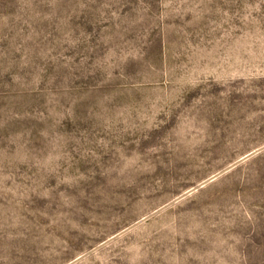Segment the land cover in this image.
<instances>
[{
    "label": "rangeland",
    "instance_id": "374dc122",
    "mask_svg": "<svg viewBox=\"0 0 264 264\" xmlns=\"http://www.w3.org/2000/svg\"><path fill=\"white\" fill-rule=\"evenodd\" d=\"M0 264H264V0H0Z\"/></svg>",
    "mask_w": 264,
    "mask_h": 264
}]
</instances>
